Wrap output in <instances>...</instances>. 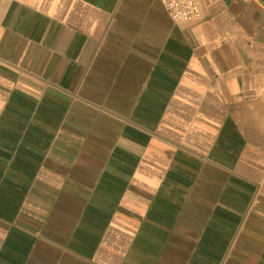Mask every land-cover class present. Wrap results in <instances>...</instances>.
Wrapping results in <instances>:
<instances>
[{
    "label": "crops",
    "instance_id": "0c3cea01",
    "mask_svg": "<svg viewBox=\"0 0 264 264\" xmlns=\"http://www.w3.org/2000/svg\"><path fill=\"white\" fill-rule=\"evenodd\" d=\"M0 0V264H264V0Z\"/></svg>",
    "mask_w": 264,
    "mask_h": 264
},
{
    "label": "built area",
    "instance_id": "2783aa9c",
    "mask_svg": "<svg viewBox=\"0 0 264 264\" xmlns=\"http://www.w3.org/2000/svg\"><path fill=\"white\" fill-rule=\"evenodd\" d=\"M165 6L175 21H198L203 18L200 0H166Z\"/></svg>",
    "mask_w": 264,
    "mask_h": 264
}]
</instances>
